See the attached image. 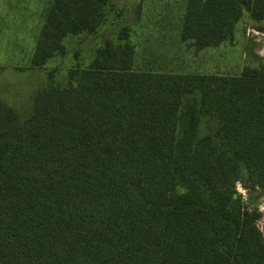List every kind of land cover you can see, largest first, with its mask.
<instances>
[{
    "label": "trees",
    "instance_id": "1",
    "mask_svg": "<svg viewBox=\"0 0 264 264\" xmlns=\"http://www.w3.org/2000/svg\"><path fill=\"white\" fill-rule=\"evenodd\" d=\"M108 2L52 0L31 66L94 32ZM244 12L263 21L264 0H187L180 39L219 46ZM122 40L39 91L27 120L0 101V264H264L236 189L264 199V64L140 71ZM203 117L216 126L201 136Z\"/></svg>",
    "mask_w": 264,
    "mask_h": 264
},
{
    "label": "rangeland",
    "instance_id": "2",
    "mask_svg": "<svg viewBox=\"0 0 264 264\" xmlns=\"http://www.w3.org/2000/svg\"><path fill=\"white\" fill-rule=\"evenodd\" d=\"M51 1L12 0L18 6L15 20L24 18V35L16 46L24 45L23 53L16 47L14 50L4 48L12 34L20 32V38L19 21L16 20L14 33L6 25L0 34V99L12 108L21 122L32 115L38 91L54 86L67 87L69 69L88 67L98 48L107 41L122 44L124 36L135 50V70L239 76L244 67L260 68L264 64V20H252L248 12H244L236 24L232 39L216 47L197 50L191 41L180 39L187 0H109L104 20L94 32L67 36L63 41L64 55L34 68L31 66L32 53ZM7 32L10 35L6 37ZM215 126V121L203 117L199 135L210 133ZM239 185L237 192L248 209L259 214L257 226L262 233L264 199L256 195L249 199L248 191ZM176 190L185 193L181 186Z\"/></svg>",
    "mask_w": 264,
    "mask_h": 264
},
{
    "label": "crops",
    "instance_id": "3",
    "mask_svg": "<svg viewBox=\"0 0 264 264\" xmlns=\"http://www.w3.org/2000/svg\"><path fill=\"white\" fill-rule=\"evenodd\" d=\"M23 4V3H22ZM21 4V5H22ZM18 8V6L14 3V2H12V0H11V2H9V0H7V1H1L0 2V34H1V32L3 31V29H5L6 28V25L10 28H12L11 29V32L13 31V33L17 30V28L15 27V23H16V20L17 21H19L17 18H16V20H15V11H16V9ZM45 14H46V11H45ZM45 14H44V18H43V23H42V26H43V24H44V19H45ZM6 15V16H5ZM2 20H4V22H2ZM19 26H21V28H22V32H21V34H20V38H19V33L20 32H18V34L17 35H14V34H12L11 35V37L9 36V38L10 39H7L6 41H5V46H4V48H11V50H14L15 49V47L18 45V43L22 40L21 38V35H24V18H22V20H20L18 23H17V27H19ZM236 27V26H235ZM20 30V29H19ZM41 31V30H40ZM39 34H40V32H39ZM8 35H10V33L9 32H7V34H6V37L8 36ZM2 35H0V37H1ZM38 37H39V35H38ZM38 37H37V39H38ZM11 41V42H10ZM36 42H37V40H36ZM29 44H30V41H29ZM29 44L27 43V49H28V51H29ZM36 45V44H35ZM16 49H19V50H21V53H23L24 52V45L23 46H20V47H16ZM33 54V53H32ZM27 58H28V53H27ZM32 58V57H31ZM29 60V59H28ZM48 63V62H47ZM46 63V64H47ZM45 64V65H46ZM44 65V66H45ZM43 67V66H42ZM34 68H40V67H34ZM39 92V91H38ZM37 92V93H38ZM37 93H36V95H37ZM0 101L1 102H3L1 99H0ZM4 103V102H3ZM4 104H6V103H4ZM7 105V104H6ZM8 106V105H7ZM11 108V107H10ZM12 109V108H11Z\"/></svg>",
    "mask_w": 264,
    "mask_h": 264
},
{
    "label": "water",
    "instance_id": "4",
    "mask_svg": "<svg viewBox=\"0 0 264 264\" xmlns=\"http://www.w3.org/2000/svg\"><path fill=\"white\" fill-rule=\"evenodd\" d=\"M262 235H263V238H264V218H263V222H262Z\"/></svg>",
    "mask_w": 264,
    "mask_h": 264
},
{
    "label": "built area",
    "instance_id": "5",
    "mask_svg": "<svg viewBox=\"0 0 264 264\" xmlns=\"http://www.w3.org/2000/svg\"><path fill=\"white\" fill-rule=\"evenodd\" d=\"M236 186H237V188H240V185H239V183H237V184H236ZM242 194H243V193H242Z\"/></svg>",
    "mask_w": 264,
    "mask_h": 264
}]
</instances>
